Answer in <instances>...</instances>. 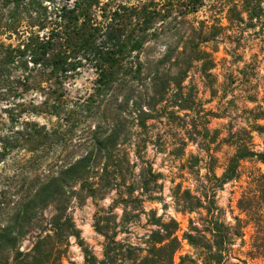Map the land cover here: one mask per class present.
I'll return each instance as SVG.
<instances>
[{"label":"trees","instance_id":"obj_1","mask_svg":"<svg viewBox=\"0 0 264 264\" xmlns=\"http://www.w3.org/2000/svg\"><path fill=\"white\" fill-rule=\"evenodd\" d=\"M249 31L264 39V0H0V264H63L71 240L82 264H175L183 243L191 253L178 264L264 261V172L247 175L234 223L216 198L241 162L264 167L253 144L264 133L258 56L243 60L238 38L217 56ZM199 85L252 104L222 140L233 154L220 176L208 118L218 116ZM150 151L171 159L166 175ZM167 182L185 230L146 207L164 201ZM87 199L110 200L93 214L101 258L71 214Z\"/></svg>","mask_w":264,"mask_h":264},{"label":"rangeland","instance_id":"obj_2","mask_svg":"<svg viewBox=\"0 0 264 264\" xmlns=\"http://www.w3.org/2000/svg\"><path fill=\"white\" fill-rule=\"evenodd\" d=\"M202 9L196 16L198 20L203 19L205 15L208 14L210 8ZM212 9V8H211ZM210 9V10H211ZM216 18H218L222 24H226L225 21V14L224 12H216ZM230 39H226L225 43H220L218 46L219 53L217 56L219 58L223 57L224 49L228 50L233 48L234 41L237 42L240 40V46L238 48V54H243V60L248 61L250 57L255 54L257 55V59L259 61L257 67V75H255V79L260 82L264 83V43L263 37L254 34L252 31L243 33L242 36L235 37L234 35L229 37ZM233 42V43H232ZM232 44V45H231ZM231 48V50H232ZM229 59V56H228ZM241 67L242 62L235 63V66ZM235 68L232 65V69ZM217 74L221 73L220 67L216 71ZM222 78L219 76L218 82H221ZM237 92V91H236ZM238 94V93H235ZM221 93L218 94V97ZM239 95V94H238ZM238 95H236V99H234L233 103H224L227 101L226 99H220L215 97L212 99L207 91H205L202 85L198 86V99L203 104V108L207 111H211L218 116V118H209V128L211 131L217 130L219 132V136L217 139V143L213 144L212 147L215 148V157L217 158V163L215 165V174L220 176L223 172V168L227 158H229L233 154V148L223 142L222 140L227 136V132L229 129V125L232 126L233 131L239 127H244L246 125V113L244 108H251L252 104L246 103L242 101ZM231 96L228 95L227 99H230ZM220 99V100H219ZM264 124V122H261ZM253 144L254 149L256 151H261L264 148V133H254L253 134ZM189 153H197L195 146H189L187 148L186 154ZM150 156L153 159L154 168L162 171L165 175L168 173L169 166H171V159L168 156H164L162 154H153L150 151ZM172 163L179 164L177 161ZM260 169L264 172V167L260 164H257L253 161H243L240 164V171L242 172V176L238 181H232L223 186L221 190L217 191V204L223 210L224 217L227 222L234 223V217H243L239 214V211L236 207V203L238 198L240 197L244 187L246 186V182L248 180L247 175L255 170ZM201 173L203 174L204 171L202 170ZM168 180V179H167ZM178 181V180H177ZM169 183H165V187L163 189L162 197L164 201L161 202H154L150 204H146L147 209H156L157 215H163L165 219L168 217L174 218L177 222L180 223V227L182 230H185L188 224V218L190 216H183L179 213H176L171 206L170 198H169V191H168ZM110 204V200L106 199L103 201L94 202L91 199H87L84 202L79 204H74L71 210V214L74 218V221L77 227L81 231V238L84 242L92 249L94 254L101 258V242L102 238L95 233L93 230V214L96 211L97 207L106 208ZM163 204H166L167 207L164 208ZM193 217V215H192ZM143 223V221H142ZM137 232L142 233L143 228H138ZM251 228L248 227L245 230V240L249 239L251 234ZM24 246H27V243H24ZM247 247L245 246L243 250H246ZM191 249L185 243H183L182 249L176 253L174 257V263H179V257L183 256L184 254H190ZM243 258V257H242ZM235 262V260H233ZM83 257L80 248L75 244L73 240L70 241V247L68 249V253L66 259L64 260L63 264H82ZM246 264H264V261L261 259H246Z\"/></svg>","mask_w":264,"mask_h":264}]
</instances>
